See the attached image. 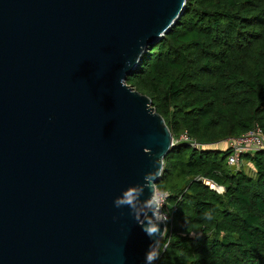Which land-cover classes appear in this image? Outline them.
<instances>
[{"label": "water", "instance_id": "1", "mask_svg": "<svg viewBox=\"0 0 264 264\" xmlns=\"http://www.w3.org/2000/svg\"><path fill=\"white\" fill-rule=\"evenodd\" d=\"M184 4L0 0V264H146L160 237L114 201L173 141L126 76Z\"/></svg>", "mask_w": 264, "mask_h": 264}, {"label": "trees", "instance_id": "2", "mask_svg": "<svg viewBox=\"0 0 264 264\" xmlns=\"http://www.w3.org/2000/svg\"><path fill=\"white\" fill-rule=\"evenodd\" d=\"M126 82L175 140L156 181L175 208L153 264H264V149L241 152L246 171L210 145L253 126L264 133V0H185Z\"/></svg>", "mask_w": 264, "mask_h": 264}, {"label": "clouds", "instance_id": "3", "mask_svg": "<svg viewBox=\"0 0 264 264\" xmlns=\"http://www.w3.org/2000/svg\"><path fill=\"white\" fill-rule=\"evenodd\" d=\"M162 160L163 155L161 154L155 163L162 162ZM158 174V171H156L155 174H153L152 171L146 173L144 176V184L129 186L123 191L121 197L114 201L116 207L128 206L131 209V213L135 220L150 238L154 236L161 237L163 231L161 232L160 225L163 223L165 225L163 230H165L168 222V218L161 211L162 204L160 197L156 194V179ZM145 188L150 190L151 196L148 199L141 200L139 197L144 192ZM149 209L152 210L151 217L148 215ZM205 216L208 219L212 218L210 213H205ZM154 220L156 222H154ZM158 244L159 239H156L149 245V250L145 255L146 264H153V261L159 258L157 251Z\"/></svg>", "mask_w": 264, "mask_h": 264}, {"label": "built area", "instance_id": "4", "mask_svg": "<svg viewBox=\"0 0 264 264\" xmlns=\"http://www.w3.org/2000/svg\"><path fill=\"white\" fill-rule=\"evenodd\" d=\"M180 136L182 139L186 138V136L183 134H181ZM222 140L225 143L224 148H228V152L226 154V163L229 165L237 164L239 162L240 160L239 156L241 152H246V151L251 152L260 148L264 149V133L261 131V129L258 126H253L237 136L226 137ZM188 141L189 144L192 146L197 147L201 145L199 142H197L194 139H188ZM156 194L160 197L162 204L161 211L168 218L167 224L169 225L171 222V212L175 208V205L169 204V208L164 207L165 196L167 195L166 191H161L156 189Z\"/></svg>", "mask_w": 264, "mask_h": 264}, {"label": "rangeland", "instance_id": "5", "mask_svg": "<svg viewBox=\"0 0 264 264\" xmlns=\"http://www.w3.org/2000/svg\"><path fill=\"white\" fill-rule=\"evenodd\" d=\"M178 138H181V136H178ZM172 141H175V140L172 139ZM224 144L225 143H224L223 140H219V141H217L215 143H212L210 145H211V147L221 148L222 149ZM235 165L236 166H242V168H244L246 171L250 170V168H251L250 164L247 161H245V160H243L241 158H240L239 162L237 164H235ZM221 190H222V188L218 189V191H221Z\"/></svg>", "mask_w": 264, "mask_h": 264}, {"label": "crops", "instance_id": "6", "mask_svg": "<svg viewBox=\"0 0 264 264\" xmlns=\"http://www.w3.org/2000/svg\"><path fill=\"white\" fill-rule=\"evenodd\" d=\"M225 147V145H223V148Z\"/></svg>", "mask_w": 264, "mask_h": 264}]
</instances>
